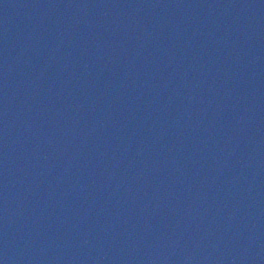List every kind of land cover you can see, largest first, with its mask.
<instances>
[{
  "label": "water",
  "instance_id": "1",
  "mask_svg": "<svg viewBox=\"0 0 264 264\" xmlns=\"http://www.w3.org/2000/svg\"><path fill=\"white\" fill-rule=\"evenodd\" d=\"M0 264H264V0H0Z\"/></svg>",
  "mask_w": 264,
  "mask_h": 264
}]
</instances>
